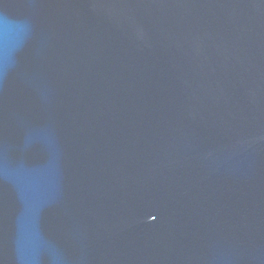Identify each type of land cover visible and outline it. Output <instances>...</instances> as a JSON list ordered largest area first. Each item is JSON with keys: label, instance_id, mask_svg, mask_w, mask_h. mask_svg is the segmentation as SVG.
Here are the masks:
<instances>
[{"label": "water", "instance_id": "water-1", "mask_svg": "<svg viewBox=\"0 0 264 264\" xmlns=\"http://www.w3.org/2000/svg\"><path fill=\"white\" fill-rule=\"evenodd\" d=\"M0 264H264V0H0Z\"/></svg>", "mask_w": 264, "mask_h": 264}]
</instances>
